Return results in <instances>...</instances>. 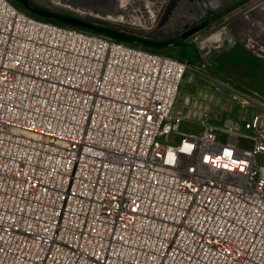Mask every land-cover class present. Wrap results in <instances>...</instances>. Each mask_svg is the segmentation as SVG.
Instances as JSON below:
<instances>
[{"label": "built area", "instance_id": "1", "mask_svg": "<svg viewBox=\"0 0 264 264\" xmlns=\"http://www.w3.org/2000/svg\"><path fill=\"white\" fill-rule=\"evenodd\" d=\"M186 71L0 0V264H264V103Z\"/></svg>", "mask_w": 264, "mask_h": 264}, {"label": "rangeland", "instance_id": "2", "mask_svg": "<svg viewBox=\"0 0 264 264\" xmlns=\"http://www.w3.org/2000/svg\"><path fill=\"white\" fill-rule=\"evenodd\" d=\"M10 1L26 11L16 0ZM33 1L58 13L85 19L94 25L92 33L114 39L126 34V44L184 61L187 71L175 107V113L187 114L184 131H201L200 118L205 109L212 106L222 110L225 105L230 106V101L215 87L226 92L236 90L264 103V0H258L256 5H253L256 0H228L217 8H203L196 1L180 0L172 4V0H167L152 30L134 21L139 14L140 18L143 16L138 0H121L119 6L123 9L115 21L107 16L114 12L105 7L101 11L106 20L83 14L86 12L79 11L71 0ZM235 26L237 29L242 26V37L235 33ZM239 106L234 105L232 115L239 112Z\"/></svg>", "mask_w": 264, "mask_h": 264}, {"label": "bare ground", "instance_id": "3", "mask_svg": "<svg viewBox=\"0 0 264 264\" xmlns=\"http://www.w3.org/2000/svg\"><path fill=\"white\" fill-rule=\"evenodd\" d=\"M120 1L121 0H80V1L71 0L70 2L74 3V5H76L79 11L86 12L83 14L85 15L92 14L97 18L106 20V18H104L106 16L102 17L103 11H101V8L105 7L109 9V12H114V15H107V16H111V18H116V16L119 17V15L117 14L118 12L121 11V9H123V6L121 7L119 6ZM258 2L259 1L256 0V2L253 3V5L258 4ZM57 3H61V0L57 1ZM138 4L141 7V11H142L141 14H143L142 16L143 18L142 17L140 18V14H139V18L135 20L137 22H141L144 25H150L152 23V18H156L157 16L161 15V13L164 10V6L159 4V0H146L145 2L144 0H138ZM216 39H218V37Z\"/></svg>", "mask_w": 264, "mask_h": 264}, {"label": "water", "instance_id": "4", "mask_svg": "<svg viewBox=\"0 0 264 264\" xmlns=\"http://www.w3.org/2000/svg\"><path fill=\"white\" fill-rule=\"evenodd\" d=\"M175 1L178 2L180 0H172V4H174ZM195 1L198 2L200 6L203 8L211 6L209 0H189V2L191 3ZM16 2L29 13L39 17H43L46 19H50L71 26L88 28V29H91L94 26L93 24L87 22L85 19L58 13L56 11L50 10L45 6L40 5L39 3L34 2L33 0H16Z\"/></svg>", "mask_w": 264, "mask_h": 264}, {"label": "trees", "instance_id": "5", "mask_svg": "<svg viewBox=\"0 0 264 264\" xmlns=\"http://www.w3.org/2000/svg\"><path fill=\"white\" fill-rule=\"evenodd\" d=\"M26 13H28L29 15L39 19V20H43V21H47V22H51V23H54V24H57V25H60V26H65V27H72V28H75V29H78V30H81V31H84V32H87V33H92L90 32V30L92 29H88V28H82V27H76V26H71V25H67V24H63V23H60V22H56V21H53V20H50V19H46V18H43V17H39V16H36V15H33L31 13H29L28 11H25ZM92 34H100V33H92ZM127 35L126 34H121L119 36L118 39H114V38H111L115 41H118V42H121V43H124L126 44L124 41L126 39ZM126 45H129V44H126ZM129 46H132V45H129ZM134 47V46H133ZM144 49H148V48H144ZM150 51H154V52H157V53H161V52H158V51H155V50H151V49H148Z\"/></svg>", "mask_w": 264, "mask_h": 264}, {"label": "crops", "instance_id": "6", "mask_svg": "<svg viewBox=\"0 0 264 264\" xmlns=\"http://www.w3.org/2000/svg\"><path fill=\"white\" fill-rule=\"evenodd\" d=\"M210 2V5H211V7H213V8H217V7H219V5H221V4H223V3H225V2H227L228 0H209ZM248 11V10H247ZM248 13V12H247ZM246 17V16H245ZM234 30H235V33L239 36V37H242V31H243V29H242V26L240 27V29H237V27L235 26V28H234Z\"/></svg>", "mask_w": 264, "mask_h": 264}, {"label": "flooded vegetation", "instance_id": "7", "mask_svg": "<svg viewBox=\"0 0 264 264\" xmlns=\"http://www.w3.org/2000/svg\"><path fill=\"white\" fill-rule=\"evenodd\" d=\"M35 2V1H34ZM64 1L63 0H61V3H63ZM211 7V6H210ZM211 8H213V7H211Z\"/></svg>", "mask_w": 264, "mask_h": 264}]
</instances>
